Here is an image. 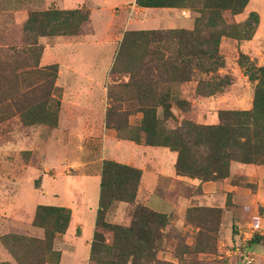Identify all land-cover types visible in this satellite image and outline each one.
<instances>
[{"label":"trees","instance_id":"1","mask_svg":"<svg viewBox=\"0 0 264 264\" xmlns=\"http://www.w3.org/2000/svg\"><path fill=\"white\" fill-rule=\"evenodd\" d=\"M249 1L198 0V3L208 13V20L216 24L215 20L220 18L222 11L240 14ZM187 2L195 5V0L135 1L141 8H186ZM87 17L78 10H40L29 13L27 25L38 32V37L74 36L81 32ZM197 22L192 31L137 30L123 34L110 69L104 122L106 128L116 131L119 139L166 147L176 153V175L200 182H219L230 177L232 164L264 165V67L247 69L249 80L255 82L250 110L220 111L216 125L184 123L164 131L162 123L173 118V105L180 110L189 106L188 101L172 94L174 87L171 86L188 83L196 70L209 73L220 67V56L215 48L219 35L201 32ZM23 52L26 55L20 58H0V107L8 103L12 114L17 115L24 126L55 128L60 109V98L54 94L58 66H39L42 52L36 41L29 43ZM12 63L15 67H11ZM202 84L212 86L209 81L199 80L196 91L200 96H211L216 91L215 88L205 91ZM112 85L133 94L135 109H121L124 100L113 97ZM138 113L141 114L139 123L130 125L129 117ZM6 119L0 115V122ZM199 145L204 147L205 155L196 149ZM140 178L141 171L136 168L111 160L102 162L98 208L89 252V259L94 264H140L154 256L168 224V216L135 203ZM115 203L133 205L128 226L105 221V215ZM220 213L221 209L211 207L194 206L186 210L184 221L193 224L196 218L197 231L194 244L182 245L180 252L175 254L180 264L187 263L184 259L187 253L213 252L219 221L211 216L218 217ZM69 221V209L38 205L32 225L42 230V239L8 234L0 237V241L17 264H57L60 253L53 249L54 239L66 232ZM106 234L111 236L109 242ZM263 241L258 233H254L247 249ZM20 249L25 250V257L18 252Z\"/></svg>","mask_w":264,"mask_h":264},{"label":"crops","instance_id":"2","mask_svg":"<svg viewBox=\"0 0 264 264\" xmlns=\"http://www.w3.org/2000/svg\"><path fill=\"white\" fill-rule=\"evenodd\" d=\"M135 1L42 0V6H33L34 2L32 6L29 4L30 8L38 11L86 12L90 30L88 33L83 28L84 34L76 36H39L37 41L41 47L43 46L39 66L54 64L58 66L55 87L60 90V109L57 127L50 129V132L53 138H59L60 143L57 145L61 149L57 151H62V154L59 158L54 157V160H50L49 166L55 170L53 174L46 176L43 174L44 178L41 182V186L48 187L44 194L56 200L57 204L50 206L65 207L70 210V221L66 232L57 235L54 239L53 249L60 253L57 264H81L87 258L86 250L90 249L94 233L101 164L104 160L115 161L140 170L141 178L135 203L167 215L170 224L168 226L175 225L180 231L184 229L182 223L186 210L196 206L197 203L207 200L213 205L217 200L226 201L228 194L232 196V204H236L242 196V208L264 202V191L260 186V180H257V176L262 175L259 167L251 164L231 166L230 177H235L236 174L232 172L233 167L237 170L242 166V173L246 177L245 183H258L255 191L245 186L243 182L241 187L230 178L219 182L187 179L176 175V154L168 148L121 140L115 130L105 127L108 80L111 77L112 67L109 59L114 55L109 53L111 50L105 49H110L115 42H120L123 33L127 31L131 24V19L127 18L129 10L148 15L151 19L150 24L161 23L169 29L181 27L186 23L181 19L178 9L141 8ZM12 2L13 10L10 14L14 17L15 27L19 24L22 26L23 17L28 16V10H24L27 6H24V0ZM263 3H257V8L264 9ZM253 10L255 11L256 8ZM7 14L6 9H0V24H5ZM153 15L158 16V19H155L157 21H152ZM127 103L131 108L123 106V109H135V102ZM70 152L74 153L72 161L67 158ZM32 190L42 193L41 188ZM25 194L27 199L16 195L13 202L6 198L0 202L3 228L7 230L4 235H26L42 239L41 229L35 228L32 221L36 207L43 204L30 199L27 193ZM222 226L224 242L232 243L234 236L231 227L224 224ZM254 230L257 231L254 233L264 234V218L261 216H257V226ZM242 233L239 231V234ZM254 233L246 237L250 240ZM164 254H166L164 260L174 263L172 259L167 258L166 252ZM0 264H17L1 241Z\"/></svg>","mask_w":264,"mask_h":264},{"label":"rangeland","instance_id":"3","mask_svg":"<svg viewBox=\"0 0 264 264\" xmlns=\"http://www.w3.org/2000/svg\"><path fill=\"white\" fill-rule=\"evenodd\" d=\"M12 1L13 0L0 1V9H6L8 12L5 24H0V58L5 60L20 58L22 55H26V53L23 54V51L27 48V45L33 41H38V32L27 25L28 16L27 18L25 16L23 17L22 26L19 24V26L15 27L14 17L10 14V11L13 10ZM32 3L33 6H42V0H32V2L30 0H24V6H27L24 7V10H28V15L30 12L38 11V9L30 8L29 4L32 6ZM257 3H263V0H252L248 3L243 12L237 15L232 14L229 10L222 11L219 14L220 18L215 20L216 24H212L210 20H208L209 15L206 11L201 9L198 0H195V5L194 2L192 4L187 2L186 8H175L180 11L181 19L186 22L181 27L175 29L192 31L199 19L197 28H199L201 32L206 31L207 33H213L215 36L216 34L219 35V42L215 48L220 56V67L209 73L196 70L188 83L183 86L179 84L171 86L174 87L172 94H175L177 99L180 98L188 101L189 106L186 109L180 110L173 105V118L166 123H162L164 131L178 128L184 123L216 125L218 124V113L220 111H246L252 108L255 82L249 80L247 69L251 66L256 68L264 67V9L257 8ZM255 8L256 10L254 11L253 9ZM127 18L131 19V24H129L127 31L169 29L165 25H161V23L157 24L151 22L152 24H150V16L132 12L131 10H129ZM211 18H214V16L211 15ZM155 19H158L157 15H153L152 21H157ZM87 22L88 17L87 20L83 22L79 34H84L83 28L86 32H90ZM119 44L120 42H115L110 49H105L108 51L111 50L109 53L114 54L111 55L109 59L112 65ZM38 46L40 45L38 44ZM42 47L41 52L43 53ZM105 50L104 52L107 53ZM11 67H15V63H12ZM199 80L209 81L212 85L210 88L204 84H202L201 87L205 89V91L215 88L216 91L214 94L211 96H200L196 91ZM108 82L110 83V78ZM217 84L219 87H217ZM111 93L113 97H116L119 101L121 99L124 100L121 109H123V106L124 108H131L127 102L130 101V103H133L134 99L132 93L121 91L116 85L111 86ZM54 94L56 98H60L59 89H57ZM6 105L7 106L0 107V115L7 117V120L0 122V202L4 198L13 202L16 195H20V197L23 196V198L27 199L25 194L27 193L30 199L37 200L40 204H57L52 196L44 194L48 187L47 185L41 186V182L44 175L53 174V170H55V168L49 166L50 160H54V157L59 158L62 154V151H57L61 149V147L57 145L60 143L58 142L59 138H53L50 132L52 127L50 126H24L19 117L12 114L13 110L8 107V103H6ZM140 118V114H133L130 116V125H137ZM196 149L200 151L201 155H205L203 146L199 145ZM73 154V152H70L67 157L71 161L74 158ZM251 165L261 169L262 175L261 177L257 176V180H260V186L264 191V165ZM241 167H239L240 169L237 168V170L233 167L232 172L236 173L235 177L229 178L235 180L241 187L243 182L245 186L255 191L258 187V183L246 184V177L242 173ZM70 170L73 169L70 168ZM39 188L42 189V193L37 190H32ZM198 192L200 193V191ZM231 197V194H229L226 197V201L217 200L213 205L207 200L203 203H197L196 206L198 207L221 209V213L218 217L211 216L212 218L218 219L219 231L215 234L216 243L213 252L211 254L187 253L184 256L187 262L186 264H244L243 255L246 251L255 254L257 264H264V241L252 249H247L249 239L246 237V235L252 232H257L254 230L257 226V216L264 218V202H258V205H247L242 208V196L236 204H232ZM132 210L133 205L115 203L105 215V221L111 224L128 226L131 220ZM225 211H227V213H225ZM222 224L231 227L232 235L234 236V238L232 237V243L224 242V238L222 237ZM168 225H170L169 219L168 224L163 229L162 238L158 243L154 256L151 260L144 259L140 264H180L175 254L180 252L182 245L192 246L194 244L197 231L195 228L196 218L193 220V224L183 221L182 225L184 229L181 231L177 230L175 225ZM239 231L246 234H239ZM5 233H7V230L3 228L2 215L0 214V236ZM258 235L264 239V234L259 232ZM105 237L106 241L109 242L111 238L110 234H106ZM24 251L23 249L18 250L22 257H25ZM86 251L87 258L81 264H94V262L89 259L90 249ZM164 252L167 253V258L172 259L174 263L167 262L163 259L166 257Z\"/></svg>","mask_w":264,"mask_h":264},{"label":"built area","instance_id":"4","mask_svg":"<svg viewBox=\"0 0 264 264\" xmlns=\"http://www.w3.org/2000/svg\"><path fill=\"white\" fill-rule=\"evenodd\" d=\"M244 260H243V263L244 264H257V261H256V256L254 253L252 252H244Z\"/></svg>","mask_w":264,"mask_h":264}]
</instances>
